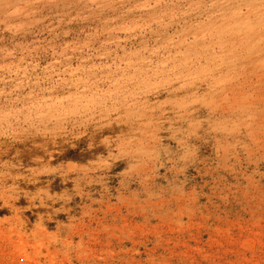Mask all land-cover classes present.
Instances as JSON below:
<instances>
[{
    "label": "clouds",
    "instance_id": "clouds-1",
    "mask_svg": "<svg viewBox=\"0 0 264 264\" xmlns=\"http://www.w3.org/2000/svg\"><path fill=\"white\" fill-rule=\"evenodd\" d=\"M237 193L264 211V0H0V202L75 253L110 208L183 226Z\"/></svg>",
    "mask_w": 264,
    "mask_h": 264
},
{
    "label": "rangeland",
    "instance_id": "rangeland-1",
    "mask_svg": "<svg viewBox=\"0 0 264 264\" xmlns=\"http://www.w3.org/2000/svg\"><path fill=\"white\" fill-rule=\"evenodd\" d=\"M53 188L59 190L58 181ZM257 207L258 202L252 204L237 193L226 202L216 199L214 207L194 211L183 226H176L116 206L110 216L69 233L64 243L81 245L73 253L53 242L60 238L62 219L59 226L38 223L35 211H25L22 198L5 197L0 202V264H156L158 258L161 264H264V211ZM102 221L112 227L111 235L95 232L93 240L79 241L76 233L93 231ZM125 228L131 229L128 238L122 234ZM161 233L164 238L157 243Z\"/></svg>",
    "mask_w": 264,
    "mask_h": 264
}]
</instances>
